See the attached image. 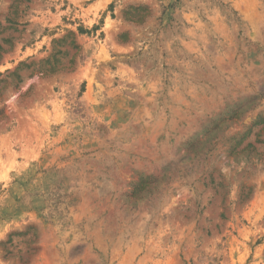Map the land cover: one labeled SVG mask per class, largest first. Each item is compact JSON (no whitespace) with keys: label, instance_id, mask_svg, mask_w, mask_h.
<instances>
[{"label":"rangeland","instance_id":"1","mask_svg":"<svg viewBox=\"0 0 264 264\" xmlns=\"http://www.w3.org/2000/svg\"><path fill=\"white\" fill-rule=\"evenodd\" d=\"M0 264H264V0H0Z\"/></svg>","mask_w":264,"mask_h":264}]
</instances>
